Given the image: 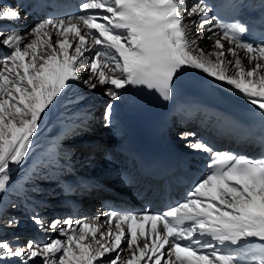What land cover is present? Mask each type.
<instances>
[{
  "label": "snow or ice",
  "instance_id": "6c2138e0",
  "mask_svg": "<svg viewBox=\"0 0 264 264\" xmlns=\"http://www.w3.org/2000/svg\"><path fill=\"white\" fill-rule=\"evenodd\" d=\"M21 6L0 4V21L12 22L0 24V194L31 153L44 117L78 85L101 88L113 101L129 87L167 101L181 73L195 70L264 114V16L228 22L216 0H81L77 14L41 18L25 31L15 26ZM230 6L238 7L235 0ZM255 27L258 42L250 38ZM112 110L107 104L106 123ZM187 147L209 159L177 204L159 212L113 209L103 220L48 221L34 211L38 232L55 236L0 238V264H264V155L216 150L204 140ZM18 224L0 208V237Z\"/></svg>",
  "mask_w": 264,
  "mask_h": 264
},
{
  "label": "bare ground",
  "instance_id": "6f19581e",
  "mask_svg": "<svg viewBox=\"0 0 264 264\" xmlns=\"http://www.w3.org/2000/svg\"><path fill=\"white\" fill-rule=\"evenodd\" d=\"M240 2L245 4L247 0H240ZM37 21L39 20H35L33 16L25 18L21 15V20L16 22L15 26L27 31ZM10 23L12 22L0 21V24L3 25ZM207 42L210 44L207 40L203 41V46L205 48H208ZM189 71L210 80L214 84V87L218 88L231 98L236 99L241 104L248 107H255L246 102V100L231 86H228L225 83L217 82L199 71ZM102 94L103 89L101 88L90 92L83 88V86L78 85L73 89H70L64 96L61 103L57 104L52 112L44 117L40 130L36 135V139L31 148V153L22 166L13 169L11 184L8 191L0 194V208L6 210L8 216L16 217L19 220L17 227H28L29 230L36 235V238L42 237L47 239L55 236V233L38 232L36 226L30 219L34 211L39 212L48 221L60 217H63L60 219L72 217L74 220L89 219L97 215L101 216L102 220L104 219L100 206L103 199H105V196L102 193L99 195L102 196V199L98 204L95 200H93L94 198L90 197L87 202L88 204L92 202L91 206L86 203L83 204L82 206L86 208V213L79 216L77 213L79 207L74 204V201L72 200L84 201L86 198H83L80 193H77L79 194L77 197L75 196L76 194L66 196L63 194V182L59 181L60 179H64L66 181L68 180L74 185L79 181L80 177L90 178L89 174L96 175L102 179H107L108 177L111 178V176L115 173L118 175L121 171V160L119 156L116 155L113 146L115 142L121 141V137H118V134L120 133L119 122L124 109V98L126 93H122V98L115 101L107 97L109 101L108 104L113 105L112 116L110 121L107 123L105 122L103 114L105 108L103 109L100 118L96 117L93 112L92 101ZM80 121L84 122L85 125L90 124L91 126L88 128L82 127L78 130L77 135H75L74 138H67L60 144L59 138L62 134H64V131H66L72 123ZM189 131L195 132L197 136L189 138V140L182 139L181 134ZM86 135L103 138L107 143L106 145H99L95 149H92L91 145L79 146L73 143V140L76 138H83ZM201 135L203 136V129L201 127L176 130L173 133L174 140L178 144H181L187 151H194L187 147V145L191 140H198V136ZM205 137L206 142L209 144L210 136L205 135ZM73 146L76 147L75 151L72 150ZM74 173H76L77 176H75ZM98 182L101 183L103 180H99ZM111 182L114 183V185H112ZM105 186L111 190H116V195L122 197L123 202L129 201V199L127 197L125 198L123 193L120 192L123 189V186L119 183V177H117L115 181L109 180ZM89 187L97 189L95 186ZM129 189L143 191V189L139 187L133 188L132 185L129 188H124L123 190L128 191ZM52 191L53 193H51ZM50 194L55 195L50 197L49 200H60L65 203L67 200L72 201L73 208L66 207V215H60L58 212L62 209L58 208V205H46L47 203H44L45 197ZM12 204H15L16 207H10ZM68 210H70L69 213ZM17 227H4L2 229L3 236L0 238L12 239L14 237H20V242L24 243L25 240L30 237L28 235L16 236L13 231Z\"/></svg>",
  "mask_w": 264,
  "mask_h": 264
},
{
  "label": "rangeland",
  "instance_id": "374dc122",
  "mask_svg": "<svg viewBox=\"0 0 264 264\" xmlns=\"http://www.w3.org/2000/svg\"><path fill=\"white\" fill-rule=\"evenodd\" d=\"M207 47H210V44L208 42H207ZM108 103H109L108 98L104 94L96 97L92 101V106H93V110H94L93 112L96 115V117H99L100 118V115H101L103 109L105 108V106ZM90 126H91L90 124L89 125H85L84 122H81V121L80 122H77V123H75V122L72 123L67 128V130L64 131V134H62L61 137L59 138V143L60 144L63 143L67 138H69V139L74 138V136L77 135L78 130H80L82 127H85V128L87 127L88 128ZM59 143H57V144H59ZM73 143H75V145H79V146L91 145V148L92 149H95L99 145H106L107 142L103 138L96 137V136L86 135L83 138L82 137H79L78 139L76 138L75 140H73ZM72 150L75 151L76 150V147L73 146L72 147ZM72 154H73V152H72ZM89 176H90V178H92V179H94L96 181H99V180L102 181L103 180V182H101V183L104 184V185H107V182H109V180L115 181L116 178L118 177L117 176V173H115L113 176H111V178L108 177L107 179H102V178H100V177H98L96 175H91V174H89ZM75 184H77V183H75ZM111 184L114 185V183H112V182H111ZM87 187H88V191H86V192L80 191V192H74L73 193V195L76 194L75 195L76 197L79 195L77 193H80V194H82L83 198H86V200H84V201H75L74 199L72 200V201H74V204H76L79 207V209L77 211V213L79 214V216L84 215L86 213V208L84 206H82L83 204L86 203L87 205L91 206V203H92L91 200L92 199L90 200L91 203L88 204V202H87V201H89L90 197L94 198L93 200H95L97 202V204L102 199V196H99V195H101L100 194L101 193L100 191H98L97 189H94L92 187H89V186H87ZM51 193H53V191ZM53 195H55V194L47 195L45 197L44 203L45 204L47 203L46 205H49V204L50 205H54V204L55 205H58V208H61L62 209L58 213L60 215H62V216L66 215V211L67 210H65V209L70 208L69 205L67 206V204L64 201L62 202L60 200H57V202L56 201L53 202L54 200H49V198L52 197ZM87 195H90V196H87ZM69 211L70 210H68V213H69ZM60 218H63V217H60ZM13 233L16 236L28 235L30 238H33V237L36 236L33 232H31L29 230L28 227H17V228L14 229ZM27 239H29V238H27ZM27 239L25 240V242L27 241Z\"/></svg>",
  "mask_w": 264,
  "mask_h": 264
}]
</instances>
